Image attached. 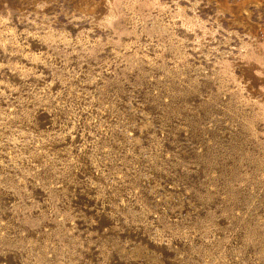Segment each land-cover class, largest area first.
<instances>
[{
    "label": "rangeland",
    "instance_id": "374dc122",
    "mask_svg": "<svg viewBox=\"0 0 264 264\" xmlns=\"http://www.w3.org/2000/svg\"><path fill=\"white\" fill-rule=\"evenodd\" d=\"M0 264H264V0H0Z\"/></svg>",
    "mask_w": 264,
    "mask_h": 264
}]
</instances>
